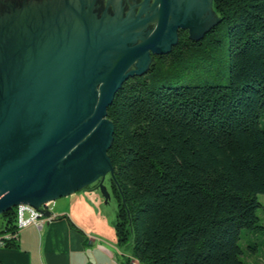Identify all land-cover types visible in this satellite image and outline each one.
I'll return each instance as SVG.
<instances>
[{"label":"trees","instance_id":"trees-1","mask_svg":"<svg viewBox=\"0 0 264 264\" xmlns=\"http://www.w3.org/2000/svg\"><path fill=\"white\" fill-rule=\"evenodd\" d=\"M214 8L217 25L180 32L107 109L114 226L139 264H253L241 233L264 228V0ZM4 215L14 233L16 207Z\"/></svg>","mask_w":264,"mask_h":264},{"label":"water","instance_id":"water-1","mask_svg":"<svg viewBox=\"0 0 264 264\" xmlns=\"http://www.w3.org/2000/svg\"><path fill=\"white\" fill-rule=\"evenodd\" d=\"M86 1L10 0L0 15V214L28 204L49 217L42 206L96 182L108 196L117 90L169 53L180 29L198 41L221 20L213 0L101 15Z\"/></svg>","mask_w":264,"mask_h":264},{"label":"crops","instance_id":"crops-1","mask_svg":"<svg viewBox=\"0 0 264 264\" xmlns=\"http://www.w3.org/2000/svg\"><path fill=\"white\" fill-rule=\"evenodd\" d=\"M108 198L98 184L83 188L49 202L41 227L31 223L14 233L0 218V264H128Z\"/></svg>","mask_w":264,"mask_h":264},{"label":"rangeland","instance_id":"rangeland-1","mask_svg":"<svg viewBox=\"0 0 264 264\" xmlns=\"http://www.w3.org/2000/svg\"><path fill=\"white\" fill-rule=\"evenodd\" d=\"M9 1L10 0H0V15L7 12L8 9L6 8L5 5ZM20 1L21 0H18V2H20ZM152 27L153 26L150 25V27H148V29H151ZM180 32L182 33L184 31H180ZM185 33H186V36H188V32L185 31ZM217 81H218L217 79L214 80V82H217ZM96 184H98V183H96ZM104 186L109 193V198H108L107 204L105 206L107 209V213L109 214V216L113 220V225H114L115 224V218H116V211H117V201H116V198L114 197V194L112 192L109 176H106V178L104 180ZM258 200L261 203V207L258 210V214L260 215V217L262 219V223L264 224V195L261 193L258 194ZM15 207H12V208H15ZM4 212L0 214V218L4 219V227L6 228L7 219H6V216L4 215ZM16 213H17V211H16ZM16 228H17V226H16ZM10 233H12V232H10ZM239 244L242 248V254H241L242 259H244L250 263H253V264H264V228L263 229H257V230H250V231H246V230L242 231L241 238L239 240ZM122 249L126 253L127 260H128V261L127 260L126 261L128 264H132V263L133 264H139V262L136 261V258L132 254L131 244L123 246Z\"/></svg>","mask_w":264,"mask_h":264},{"label":"flooded vegetation","instance_id":"flooded-vegetation-1","mask_svg":"<svg viewBox=\"0 0 264 264\" xmlns=\"http://www.w3.org/2000/svg\"><path fill=\"white\" fill-rule=\"evenodd\" d=\"M140 1L142 0H87L85 3H87L86 7L91 8L93 11L97 12L98 15H101L104 12H108L111 14L113 12L127 14L133 11L134 8H131L132 5H136ZM213 6H214V0H213ZM135 11H138V6L136 7ZM154 24H155L154 22L151 23L153 27ZM180 31L185 32L187 30L180 29L179 32ZM93 186H95V184Z\"/></svg>","mask_w":264,"mask_h":264},{"label":"built area","instance_id":"built-area-1","mask_svg":"<svg viewBox=\"0 0 264 264\" xmlns=\"http://www.w3.org/2000/svg\"><path fill=\"white\" fill-rule=\"evenodd\" d=\"M47 205L42 206V208L45 209ZM16 211H17V219H16L17 228L25 227L31 223H34L38 227H41L44 220L46 218H49V217L45 218L42 211L28 204H19L18 206H16Z\"/></svg>","mask_w":264,"mask_h":264}]
</instances>
